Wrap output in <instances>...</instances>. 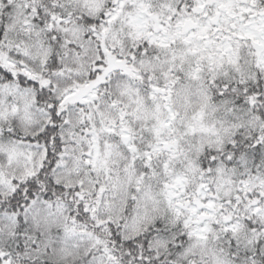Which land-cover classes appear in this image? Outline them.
I'll return each mask as SVG.
<instances>
[{
    "label": "snow or ice",
    "instance_id": "obj_1",
    "mask_svg": "<svg viewBox=\"0 0 264 264\" xmlns=\"http://www.w3.org/2000/svg\"><path fill=\"white\" fill-rule=\"evenodd\" d=\"M0 264H264V0H0Z\"/></svg>",
    "mask_w": 264,
    "mask_h": 264
}]
</instances>
